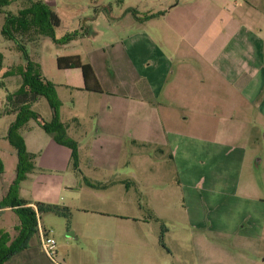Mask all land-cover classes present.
<instances>
[{"label":"crops","instance_id":"crops-1","mask_svg":"<svg viewBox=\"0 0 264 264\" xmlns=\"http://www.w3.org/2000/svg\"><path fill=\"white\" fill-rule=\"evenodd\" d=\"M6 1L8 5L4 7L13 2ZM23 1L26 6L24 8L29 7L32 2H43L51 8L60 21L59 27L55 29L57 39L63 34L76 32L77 36L68 45L81 38L96 42L107 33L112 37L111 43L117 46L111 47L119 49L113 54L114 66L119 76L113 74L115 69L109 57L105 62L101 59L92 61L87 55L83 57L77 53L55 57L56 67L58 57L71 56H77L82 63L90 65L101 93L84 89L80 70L82 80L79 83L73 75L70 83L57 86L66 89L75 108L79 101L84 102L85 114L89 118H95L97 124L102 110L107 120L115 114L114 100L103 98L109 92L107 84L113 82L115 88L127 89V70H132L134 93L131 96L122 95V98H131L137 102L140 110L138 113L145 110L155 118V122L146 129L144 126L139 128L129 124L108 126L106 123L104 126L106 129L111 127L117 130L113 134L117 142L119 128L123 131L130 128L135 142L140 145L150 144L157 155L168 159L177 176L178 190H184L182 201L188 210V222L197 228H203V221L206 220L207 225L218 234L262 242L264 171L260 183L253 174V168L263 166L264 169V154L259 153V135L264 134L262 24L255 31L245 23L246 18L242 13H223L222 22L225 23L226 17L228 28L225 29L227 35L220 45V42L214 41V26L219 22L218 13L214 7L202 13L203 10H199L196 2H193L195 0L186 1L190 4L184 6L189 8L188 14L181 12L183 4L180 5V1H163L165 8L157 15L150 12L154 6L141 5L145 2L143 0ZM4 7H0L2 78L9 76L7 74L12 72V68L16 69V74L22 65L21 61L16 62V55H13V61L11 48L3 43L5 40L12 42L3 34L5 16L16 15L22 9L13 14ZM209 17L212 25L209 28L207 23V31L209 33L212 28L213 35L211 42L204 46L198 42L200 33L204 31L199 26L200 21L204 20L205 23ZM175 37L179 38L177 44L172 42ZM41 38L38 35H35V39L27 37V34L20 35L18 42L29 39L31 43L32 40L36 43ZM14 44V49L19 51L18 43ZM54 45L63 47L56 43ZM30 59L42 66L37 55ZM4 64H7L6 70H2ZM58 70L65 72L78 69ZM16 78L20 76L17 75ZM21 88L23 86L19 85L17 91ZM7 94L13 95L11 92ZM6 98L7 95H0V111L5 107ZM17 108L12 107L10 112L1 117L16 116L19 113ZM130 114L134 115L136 111L131 110ZM69 116L72 121L76 120L81 125V113L72 112ZM41 122L43 123L42 120ZM60 123L66 124L62 119ZM138 129L141 131L137 132ZM99 130L100 128L97 132ZM67 135L70 138L68 131ZM49 136L43 146L38 145L34 149L26 145L32 170L20 183L19 195L13 199L7 196L4 198L7 204L0 206V215L8 214L10 217L4 223V228L0 229V253L4 255L13 252L3 264L15 259H19L21 264H53L40 250L38 232L30 233L27 218H21L17 213L18 208L31 209L35 220H39L45 230L47 229L42 223V216L45 215L65 219L70 225L66 230L72 232L67 237L78 239L79 242H61L57 247V264H119V256L126 255V252L119 251L120 243H126L127 246L136 244L137 264H168L166 256L162 254L166 253L164 249L160 250V254L156 250L160 249L157 241L161 232L159 227L169 220L165 214L166 203L160 209L156 205L150 206L151 215L147 218L137 215L119 216L118 208L112 209V213L101 211L105 206L100 204L99 194H95L99 189L90 188L81 178H76L71 168V151ZM124 138L121 136L122 146L126 140ZM73 141L79 147L78 142ZM262 149L264 152V147ZM80 153L79 148L81 160ZM243 173H246V177L241 186ZM89 181L94 183L93 180ZM107 184H99L100 188L105 189L103 192L124 182L113 181L109 187ZM240 190L244 191L246 197L238 196ZM18 200L23 201L24 205L17 206ZM240 200L245 202L240 204ZM12 203L16 206L11 207ZM38 204L42 205V211L38 209ZM53 206L59 208L60 214L46 209ZM153 222L159 225L151 224ZM90 247H94V255H99L97 261L90 253ZM59 249L64 251L62 255Z\"/></svg>","mask_w":264,"mask_h":264},{"label":"rangeland","instance_id":"rangeland-1","mask_svg":"<svg viewBox=\"0 0 264 264\" xmlns=\"http://www.w3.org/2000/svg\"><path fill=\"white\" fill-rule=\"evenodd\" d=\"M143 1L145 2L141 5L149 4L150 7L154 6L152 8L153 10H150L151 14L155 13L154 15H157L162 11L161 9L165 8L164 2H166V0H160L159 2L156 0ZM176 1H180V5L183 4L181 5V12L188 14L189 8L184 6L190 5L186 1L191 0H173V3H176ZM193 2H196L199 10H203L202 13L208 9H213V7L216 13H218L219 22L217 24L218 26H214V35L216 36L214 41L220 42V45L222 44L223 37L227 35L225 29L228 28L226 17L225 23L223 24L222 22L223 13H235V11L237 15L242 13L246 18L245 23L251 26L255 31L258 30L257 28L260 27V24H262V28H264V0H195ZM24 7L26 6L23 0H19L18 2L13 0L11 5L4 7V9L15 14L16 11ZM209 15L211 16V14ZM204 16L206 17L207 14ZM200 23L201 25L199 28H202L204 31L200 33L198 42L206 46L207 43L211 42V36L213 35L211 32L212 28L209 33L207 31V23H209V28L210 25H212L211 18H207L205 23L204 20L200 21ZM35 35H37L35 29L27 31V37L30 38L31 36V38L35 39ZM19 36L20 35H15L16 42L18 46L26 49L30 61H27L22 56L21 52H19L20 50L16 51V49H14L15 44L13 41L5 40L3 43L11 48L12 56H17L16 62L21 61L23 66L21 65L20 69L24 70L28 67H32L34 71L37 70L41 75L44 74L42 77L55 86L57 98L58 101H60L58 114L56 115H58L59 121L62 119L64 123H66L65 126L70 134V139L78 142V149L80 148L81 152L79 173L72 169L76 178H81L80 180H83V182L84 178L93 180L95 184L99 183L101 186L111 182V184H107L108 187L112 185L113 181L124 182V184H120L119 186L110 187L111 189L108 188V192H103L102 190L105 189H102V187L97 190L98 193L95 194H99V197H101V199H99L100 204L105 206V208H101V211L112 213V209L118 208L117 213L119 216L132 217L133 215H137L147 218L151 215V211L149 210L150 206L156 205V207L160 209L163 204L166 203L167 209L165 214L169 220L164 221L163 225L159 227L161 232L157 241L158 248L160 249L156 248V250L159 253L161 252L160 250L164 249L166 253L162 254L166 256L168 264H264V240L262 242H252L218 234L212 230L211 226L207 225L206 220L203 221L205 224L203 228H197L191 225L188 222L187 207L182 201L184 190H182V192L180 191L181 189L178 190L176 185L177 176L168 159L166 157L161 158L160 155H157L158 153L150 144L144 143L140 145L135 142L132 139L130 128H127L126 131L119 128V142L113 138V134H115L117 130L111 127L105 128L104 124L108 123V126L114 124L119 126L122 124H129L139 128L144 126L146 129L155 122V118L149 115L145 110L140 114L138 113L140 110L136 104L137 102L134 100L132 101L131 98H122V95L131 96L133 95L132 93H134V76L131 69L128 68L127 70L126 76L129 80L127 89L115 88L113 82L107 84L106 88L109 92L103 98L105 100H114L116 103V105H114L115 114L107 120L102 110L97 124L94 120L95 118H89L87 113L85 114L86 108H83V105H85L84 102L79 101L75 108L71 99H69V93L66 89L57 86L58 84L65 85L70 83L73 75L76 76V81H78V83L82 80V77L79 70L59 71L55 63L56 55L61 56L77 53L82 56L87 55L92 61L101 59L104 62L107 61L109 57L113 63V69H115L114 65L116 64H114L115 59L113 54L119 49L118 47H111L112 45H117L111 43L112 37L108 33L99 38L96 42L81 38L72 45L59 44L63 45V47L54 45V42L47 36H42L36 43L35 40H32L31 43L29 39H23L22 43L18 42ZM63 36L64 34L62 37ZM217 37L219 38L217 39ZM70 42L72 43L73 40ZM172 42L173 44L179 43V38H173ZM7 51H9V49H7ZM32 55L38 56L42 66L35 64L30 59V57H33ZM12 58L14 61V56ZM7 68V64H4L2 70H6ZM15 71L16 69L12 68V72L9 76L4 78L0 77V95L9 96V94H7L9 92L14 94L19 85H23V80H20L21 77L16 78L17 74H15ZM113 74L119 76L116 69L113 71ZM113 77L115 79V75H113ZM73 81H75V77ZM109 95L114 96L111 97ZM131 110L136 111V114H130ZM29 111L30 113L36 114L45 124H49L55 116V112L45 98H40L38 101L32 103ZM72 112H79L83 116L80 126L79 122L77 123L71 120L69 115ZM17 117L18 114H16V116L6 115L5 117H0V165L2 166V171L0 173L1 207L7 204L4 198L8 195L11 197H13L12 195H19L20 192V185L18 188H15L20 157L19 149L12 143L11 139L13 135L11 136L10 134L12 127L18 122ZM105 120L107 121L105 122ZM42 125L41 121L30 118L23 125L16 127L15 136L18 144L22 142L21 144H23L25 150L27 149L26 145L34 149L38 145H45L46 140H48L50 136L46 130L42 129ZM98 128H100V130L97 132ZM140 131V129L137 130V132ZM121 136L126 139L123 146ZM259 137V144L261 145L259 153L263 155L264 152L262 147H264V134L259 135ZM263 171V166L257 169L253 168V174L259 183ZM89 177L92 179H89ZM245 177L246 173H243L240 180L241 186L244 183ZM15 190L17 194L13 192ZM164 193L166 197H164ZM238 196L243 198L246 197L243 190L239 191ZM262 197H264V191H262ZM164 198L165 202H163ZM95 201L97 200L95 199ZM244 202L245 201L240 200V204ZM138 208L141 210H138ZM9 219L10 217L8 214L0 215V229L4 228V223L9 221ZM103 219H105V217H103ZM42 223L45 225L46 229L51 232V236L55 239L58 248L61 242H79L78 239L67 237L68 233L72 231L66 230L70 225L65 219L58 218L54 215H45L42 216ZM74 223H76V218H74ZM151 224L158 223L153 222ZM107 227H109V225ZM55 228L58 231L55 230ZM1 238L0 236V240ZM134 245L136 244L131 243L129 246H127L126 243L119 244V251L121 253L126 252V255L123 257L119 256L121 258L119 259V264H137V248H135ZM90 249V253L97 261L99 255H94L96 254L94 247H90ZM59 252L60 254L64 253L62 249H59ZM166 254H168V256ZM8 264L21 263L19 259H15Z\"/></svg>","mask_w":264,"mask_h":264},{"label":"trees","instance_id":"trees-1","mask_svg":"<svg viewBox=\"0 0 264 264\" xmlns=\"http://www.w3.org/2000/svg\"><path fill=\"white\" fill-rule=\"evenodd\" d=\"M7 5L8 2L6 0H0L1 8ZM133 15L134 17H137L136 13H133ZM59 25V18L48 5L44 4L43 2H32L29 7L20 10L16 15L7 14L5 16L3 34L6 39L16 42L15 35H24L27 34V31L35 29L37 35L43 37L47 36L52 40V42L56 44H67L77 36V33L74 32L66 34L63 37L57 39L55 29L58 28ZM18 50H20L22 56L27 61H30L27 56L26 50L23 47L18 46ZM56 62L57 68L60 70H80L84 80V89L93 93H101V88L96 80L91 66L82 63L79 57H58ZM32 70V67H28L24 70L21 69L17 71L16 74L23 80V88H21L15 94L7 96L5 107L0 111V117L10 112L12 107H18L17 109L19 111L17 117L18 122L15 126L12 127L10 133L11 136L13 135L11 141L18 147L20 155L15 188L19 187L20 183L25 179L26 174L32 170L31 157L27 154L26 150L23 147V144H21L22 142L18 144L17 138L15 136V130L16 127L23 125L30 118L39 121V117L34 113H30L29 109L30 105L40 98H45L50 107L55 112V116L53 117L52 122H50L49 124L42 123V126L44 127L46 132L51 135V137L57 144L67 147L71 151V168L75 172L79 173V155L77 143L68 137L66 126L60 123L57 117L58 115H56L58 114L60 103L57 98L55 86L52 83L47 82L46 79L43 78L41 73H39L37 70ZM1 171L2 166L0 165V173ZM84 182L90 188H100L99 184L91 183L86 178H84ZM13 192L15 194L17 191L15 190ZM12 196L13 197L10 196L9 198L13 199L14 197H17V195ZM16 205L20 206L24 205V203L23 201L18 200L16 202ZM16 205L15 203H12L11 207H14ZM37 207L40 211H42L43 208L41 204H38ZM46 209L60 214V210L56 206L47 207ZM17 213L21 216V218L23 216L25 219L27 218L26 223L30 233L37 231V221L35 220V214L31 209L18 208ZM12 253L13 252H9L4 255L3 253H0V264H3Z\"/></svg>","mask_w":264,"mask_h":264},{"label":"built area","instance_id":"built-area-1","mask_svg":"<svg viewBox=\"0 0 264 264\" xmlns=\"http://www.w3.org/2000/svg\"><path fill=\"white\" fill-rule=\"evenodd\" d=\"M37 232L39 234L40 239V250L42 254L45 256V258L53 263L57 264L56 258H57V244L55 239L51 236V232L48 230H45L40 221L37 220Z\"/></svg>","mask_w":264,"mask_h":264}]
</instances>
